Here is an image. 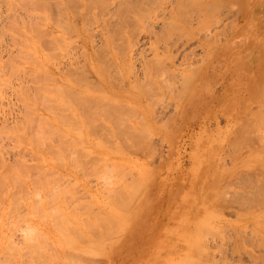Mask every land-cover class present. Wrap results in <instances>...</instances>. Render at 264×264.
<instances>
[{
    "label": "rangeland",
    "instance_id": "1",
    "mask_svg": "<svg viewBox=\"0 0 264 264\" xmlns=\"http://www.w3.org/2000/svg\"><path fill=\"white\" fill-rule=\"evenodd\" d=\"M32 1L0 0V191L10 200L14 195L24 198L22 206L0 218V264H32L29 256L33 251L45 248L51 252L60 247L61 240L68 241L64 244L66 256L64 253L61 259L51 261L42 257L44 261L39 264H165L163 259L153 260L145 258L146 253L141 254L144 250L155 251L152 249H157L160 239L167 242L166 236L171 234L163 230L172 227L171 231L181 224L176 210L179 213L192 208L195 200L200 209L216 213L206 217L205 225L219 226L210 227L215 232L206 231L199 237L208 253L206 259L218 260L219 264L226 260L227 264L264 263V247L259 241L264 236V0H103L96 5L98 8L93 5L97 0L86 1L89 24L85 20L81 23L83 8L75 3L70 8L69 1L65 6L69 15L62 17L68 18L72 25L77 24L78 29L64 33L66 37L57 34V26H51L60 19L59 0H35L36 4ZM35 11L41 15L32 16ZM43 11L48 12L51 22L45 21ZM51 30L58 38L54 44L50 40ZM64 38L69 40L65 50ZM84 40H88V47ZM138 40L145 45L141 52L132 49ZM123 42L130 47L128 53L117 56V65L114 57L119 52L115 51L123 47ZM108 48L115 51L109 52ZM53 51L58 63L47 61L46 54L49 57ZM84 54L97 63L110 64L108 72L113 78L109 74V81L115 88L107 91L106 100L117 96L122 99L115 101L121 105L112 106L111 117L113 111H118L130 123L147 126L143 130H128L136 142L132 146L130 137L124 143L119 136L111 135L121 142L116 144L107 142L102 133L92 132L95 141L101 136L106 143H101L104 149L99 150L97 145L89 156H79L77 164L81 167L77 176L82 182L77 186V195L89 200V189L97 194L99 188L103 197L109 196L100 188L105 180L102 158L108 155L111 160L105 165L122 162L121 176L129 181L120 182L128 190L132 187L129 199L135 195L138 198L140 192L145 194L139 198L142 203L135 207L131 218H141L138 223L141 221L144 228L110 222L106 226L36 230L20 219L33 196L25 197V187L17 184L24 182V186L26 183L29 186L30 180L43 178L40 163H45L41 160L44 152L32 140L37 126L32 117L46 113L42 88L45 93V87L51 83L64 86V71L73 69L64 68V61L67 64L71 60L83 61ZM121 62H129V70ZM79 71H83L84 78L73 84L84 86L83 95L97 107L96 99L104 92L91 88L93 93H85L88 90L85 84L91 81L101 85L103 80L89 65L70 74ZM124 71L127 74L123 81L120 75ZM51 73L53 81L46 82ZM152 83L160 89L154 84L157 87L154 90ZM129 84L133 86L130 97L115 96L122 86L130 88ZM138 87L145 94L146 105L138 103L134 95L133 90ZM193 91L195 99L189 105ZM147 95L150 98L146 101ZM106 148L110 150L108 154ZM57 171L64 174L62 167ZM72 177L69 175L67 179L71 181ZM137 178L141 179L139 183L135 182ZM132 180L138 183V188L145 181L142 183L147 184L145 191L142 184V189L137 190ZM118 183L115 185L120 190L122 185ZM132 202L133 207L140 203L138 199ZM144 205L149 206L148 210ZM99 206L104 208L102 214H110L106 211L110 209L108 204H97L95 208ZM31 222L33 225L34 221ZM193 225L185 224L182 228L179 225L165 247L153 255L175 251L180 241H192L196 228L201 227L195 222ZM123 228L135 231L136 237L127 235L111 245L115 234ZM64 234L68 237L64 238ZM47 239L50 246L43 243ZM237 244L245 249L239 251ZM166 255V252L162 255L164 259Z\"/></svg>",
    "mask_w": 264,
    "mask_h": 264
},
{
    "label": "bare ground",
    "instance_id": "2",
    "mask_svg": "<svg viewBox=\"0 0 264 264\" xmlns=\"http://www.w3.org/2000/svg\"><path fill=\"white\" fill-rule=\"evenodd\" d=\"M86 1L93 2L95 0H59V5H61V9H60V11L58 9L59 12L58 11L57 12H58V14L60 12L61 13H60V15H57V16L60 17V19H57L56 21L51 23V26H53V25L57 26V30H58L57 34H60L61 36L66 37L67 34H64V33L67 32L69 34L72 30L78 29L77 24L74 25V22H72L74 25L73 26L69 22L68 18L65 17L66 19H63L64 17H62L64 14H65V16L67 15V17H68L69 14L66 13L67 9H65V6L67 8L69 3H70V5H69L70 8L72 6L71 5L72 3H75L77 7L79 6V7L83 8V11L81 13L85 17H83V15H82V18H84V19H82L81 23H83L84 22L83 20H85V22L87 24H89L88 23V17L86 16L88 14V9H87V6L85 4ZM102 1L103 0L95 1L93 4L94 7L98 8V7H96V5L102 4L103 3ZM32 4H36L35 0L32 1ZM69 11H71V10H69ZM42 14L44 15V19L46 22H51V19L49 18V15H48V12L43 11ZM33 15L37 16V15H41V13L38 11H35L34 13L32 12V16ZM61 17H62V19H61ZM87 24H86V26H87ZM105 26H107V25H105ZM89 28H90V26H89ZM74 32L75 31H73V33ZM50 40H51L52 44H54L58 41L57 35H55L54 32H52V30L50 32ZM85 42H86V47H88V44H87L88 40H84V43ZM68 46H69V40L67 38H64V50ZM113 46H115V45H113ZM126 46L127 45L124 43L123 47L121 46V48L116 49V51L114 50L117 53L119 52L114 57L117 65L119 64V62H118L119 58L117 56L122 54V52L126 53V51H127V53H128L130 46H128V47H126ZM116 47L118 48V46H116ZM144 47H145L144 43H142V42H140V40H138L134 44L132 49H134L135 51L141 52L142 50H144ZM108 51L114 52L113 49L111 50V48H108ZM85 53H87V52H85ZM83 57H85V58H83V61L71 60L68 62V64L66 63V60L64 61V68H65V66H70L73 68L67 72L64 71V86H58L55 83H54L55 85H52L53 83H51V86L45 87V93H44V88H42L43 89V101H44L43 107H44V110L46 113L42 114L40 116L36 115V116L32 117V120H35L37 122L36 130L33 132L34 135L32 136L33 137L32 140L35 142V144L38 147L41 148V150H42L41 152L42 153L44 152L41 156L42 157L41 160H42V162H45V163H40V165L42 166V168L40 169V175H42L43 178H36L34 180H30L28 182L29 186H27V183L24 186V182L17 184V186H19V187H22V186L25 187V195H26L25 197H27L29 199L28 195H30V197L33 196V200H30L27 204L26 213L22 217H20V219L22 221H24L28 227H30L31 229H36V230H39V229L40 230H43V229H53L54 230V228L60 229V228H66V227H71V228H74V227H90V226H98V225L99 226H106L107 225L106 223H110V222L112 224L121 225V226H125L128 228H130V227H135V228L142 227V228H144L145 225H143L141 223V221H140V223H138V221L141 218H134L132 220H131V218H132V214L134 212L135 207L138 206L139 204L141 205L142 202H140V201L142 198L145 197L144 196L145 194H141L142 192H140L138 198H136L138 195H135L136 197L133 196V197H131V199H129V197L131 195L130 196H128V195L131 192L130 188H132V187L129 186L130 187L129 188L130 191H129L128 188L125 187L126 185H124V183L121 184V182L125 179L124 176H121L122 172H123L122 166H119V164L122 162L113 161V162H111L112 164L107 166V164L105 165V163H108L111 160L108 155H105L102 158V160H103L102 163H104V165L102 166V170H103V174H104L103 176H104L105 180L103 179L104 180L103 181L104 186H103V182H102V187H100V188L104 189V192L106 193V195L108 194L109 196L103 197V195H102L103 190H100L99 188H97L96 189L97 191H95V192H97V194L93 193L94 191L92 189H89V191H90V199L89 200H82L77 195V186L82 182L81 177L79 175L77 176V172L81 167V165L77 164L79 162L78 158L80 155L89 156V152H91V149H93L97 145H99L98 146L99 150H100V148L104 149L101 143H106V142H102L101 136L103 138L107 139V142L116 143V144L121 143V142L116 138L114 139L111 135L119 136L120 139L122 140V142H124V143H127V140L130 137L131 138L130 144L132 146V145L136 144V142H134V140H133V138H132V136L128 130H141V129L143 130V128H145L147 126V124H144V123H130L129 120L127 118H125L126 116L122 115L118 111H113L114 114L111 117L112 106H114L115 104L118 106L121 105V103L115 102V101H119V99H120V101H122V99L119 98L117 95H123L124 94V95H127V97H128L131 93L130 90L133 89V86H131L132 84L131 85L129 84L130 88H128V89H124V88L122 89L123 86L121 88L119 87L121 90L116 91V93H115V96H117V98L114 97L115 98L114 99V98L110 97L109 100H106L107 91H110L112 89L111 87L115 88L114 86H111L112 84L109 81V79H111V78H109V77H111V76H109V74L112 75L111 73L108 72V70L110 68V66H109L110 64L108 65L104 62H103V64H100L99 62L97 63L94 59L90 58L89 54L87 56L85 55ZM46 58H47V61L49 63L50 62L54 63V62H56L55 60H57V57H55L54 51L51 52L49 57H48V54H46ZM82 62H83V65L81 64ZM106 62L109 63L107 59H106ZM57 63H58V60H57ZM121 63H122V65L126 64L123 68L128 67L127 70H129V68H130L129 62L128 63L126 62L125 64L123 62H121ZM38 65L40 66V63ZM58 65H60V63ZM88 65L90 66V69L93 70L94 73L98 76V78L103 80L101 85H99L98 83H95V82H91V81H89V83L85 84L86 86H88V90L85 93H93L90 91L91 88L93 89V91L96 90V88H97L98 90L101 89L100 92H104L103 95H101L100 97H97V99H96V102L98 103L97 107H93L92 106L93 102L89 101V99L86 98L85 95H83V91L85 89L84 86H78V85L73 84L74 82L79 81V79L82 80L81 78H84L83 77V71H79L78 74L77 73H71L70 74V72L72 70H80L81 68H84L85 66H88ZM130 66H131V64H130ZM123 68H122V70H124ZM126 74H127V72H126ZM126 74L124 71V73L120 75L122 77L121 78L119 77V78L124 81L126 79V77H124V75L126 76ZM52 77H54V75L52 73L48 74L46 77V82H48L49 80L53 81V80H51ZM112 78H113V75H112ZM148 78L150 79V76ZM150 80H152V79H150ZM116 82L119 83V81H117V80H116ZM136 82L138 85L140 84V83H138V81H136ZM47 84H50V83H46V85ZM117 84H116V86H117ZM154 84L156 85V83L150 84V85H153V89L156 86L158 87V84L155 87H154ZM139 87H140V85H139ZM148 87H150V86L148 85ZM134 88H136V87L134 86ZM141 88H143V87L141 86ZM102 89H103V91H102ZM135 90H136V92L134 93V95L137 97L138 103H140V104L144 103L146 105V103L144 101V99H145L144 98V95H145L144 92L141 91L140 88L134 89L133 91H135ZM144 90L146 91L148 89H145V87H144ZM157 92L160 93L161 91L160 92L157 91ZM149 94H151V93H149ZM193 94H195L194 91L191 94L190 102L187 103L189 105H191V102L195 99L194 98L195 95L193 97ZM135 96H133V97H135ZM161 96H162V94H161ZM148 97H149V95H147L146 101H147ZM155 98H157V97H155ZM134 102H135V100H134ZM131 103H130V106L133 105V104L131 105ZM145 112L149 113V111H147V110H145ZM116 114H118L120 117ZM102 116H103V119H100V117H102ZM148 117L150 118V115H148ZM99 122H102V123L99 124ZM169 126H171V125L169 124ZM39 130H46V131L43 132V131H39ZM90 130H93V131H90ZM95 130H99V131L97 132ZM104 130H110V131H109V133H107V132L104 133ZM115 130H120V131L116 132ZM92 132L97 133V134L102 133V135L100 137L97 136V139L95 141L92 138V134H93ZM40 140H42L44 142V144H41L42 142ZM90 144H93V145L91 146ZM46 147L48 150H46ZM109 152H110V150H108L106 148L105 153L108 154ZM119 152H120V154L124 153L123 150H122L123 153H121V151H119ZM138 152H140L139 149H138ZM136 154H135V156L137 157ZM43 166L47 170L46 174H45L46 170ZM59 167L64 168V174L59 173L57 171V169ZM93 171L96 172V169L93 168ZM69 175L73 176L71 181H69L67 179V176H69ZM114 180H115V183H113ZM126 180L127 179H125V181ZM140 180H141L140 178L139 179L137 178L135 182L139 183ZM142 180H144V179H142ZM117 181H119V183L122 186L124 185L123 189H122V186L121 187L119 186L121 189L117 190V188H116ZM127 181H129V180H127ZM135 182H134V184H135L134 186L136 188H138L136 186V185H138V183H135ZM144 182L145 181L141 182V184ZM132 184L133 183L131 182V186H132ZM141 184L137 190H139V189L141 190L142 188L144 189V187L146 189L147 184L145 183L146 186H144L142 184L143 187L140 188ZM134 188H133V190H136V188L135 189ZM145 189L143 191H145ZM98 192L100 193V195H98ZM43 193H45V194H43ZM143 193H145V192H143ZM0 194H1L0 218L7 217L10 214V212L12 211V209H16L19 205L22 206V204L24 202L23 197L18 198L14 195L12 200H10V198L7 196L6 193H2L0 191ZM133 194H137V193H133ZM139 198H141V199L139 200ZM128 199L131 202H129ZM132 199L133 200L138 199V201L140 203H137V205L134 204V207H133V205L130 204V203H133ZM8 200H10V201H8ZM195 202L196 203H195V205L193 204L194 206L192 208L182 209L179 213H178V210H176V213H175V214H177L176 217H179L178 223H181V224H177L178 227L180 225V227L182 228L185 224H187V226H189V227H194V225H193L194 222L196 223V225L201 226V227L196 228V230L193 234L192 241L185 240V241L178 242L176 244L175 251H171V252H168V250L165 251L167 254L165 259L162 256L165 252H160L161 255H158V256L153 255V254H156L158 251H160L161 247H165V244H167L169 242L170 238L173 236V233L178 228L176 226L177 228H174L170 231V229L172 227L171 228L169 227V228H166L165 230H163L167 235L169 234V232L171 234V235L166 236L167 242L165 240L163 241V239H160V241L158 242L157 249H152L155 251H152V253H150L149 251L144 250V252L141 255L146 253L145 258H149V259H153V260L159 258L160 261H161V259H163L165 264L169 263L170 261H172L174 259L176 260L175 264H214L215 261H217L216 263H218V260H214V262H212V261H209L208 259H206V255L208 253L206 252V248L204 246H202L203 241L201 239H200L201 241H199V237L201 235L205 234L206 231L207 232L210 231V233H211V231L215 232V230H213L212 228L210 229V227H212L214 224L211 226H208L207 224L205 225V221L208 220V219H206V217L211 216V215L214 216L213 214L215 213V211L208 209V208L200 209L199 204H198V200H195ZM101 203L108 204L110 206V209L106 210V211L110 212V214H102V211L104 210V208H101V206H99L98 208H95V206L97 204H101ZM9 204H10V208L8 209ZM143 207L148 210L149 206L147 207L146 205H144ZM98 210L101 211L100 214L94 212V211H98ZM110 216H113V219L109 220ZM31 220L34 221L33 225L31 224L32 223ZM142 220H143V218H142ZM209 221L212 222L213 220L211 221L209 219ZM157 225H158V223H157ZM215 226H213V227L218 229L219 226L218 227H215ZM160 228H163V227H160ZM183 232H187V231L184 230ZM219 232H220V230L218 231V233ZM253 234H255V233H253ZM42 235L44 237H46L45 233H42ZM127 235H131L133 238H135L136 232L133 231L132 229H124L123 228L119 233L115 234L116 239H113L111 241V245H113L116 241H119L118 239H122L123 237H125ZM186 235L187 234L184 233V236H186ZM256 235H257V233H256ZM82 236L91 238V235L86 234V233H82ZM65 237H68L67 234H64V238ZM238 241H239V243H241L240 242L241 240H238ZM255 241H257V239H255ZM259 241L262 242L261 244H263V247H264V236H260ZM67 242L68 241H66V240H64V241L61 240L59 242L60 247L55 248V249H51V252L44 250L45 248L36 249L29 256L30 260L32 261V264H39L38 262L40 260L44 261L42 259V257L47 259L48 261H51V260L61 259L62 257H64V253L66 256L67 251L64 249V244H66ZM43 243H45L46 246H50L48 239L43 241ZM257 243L260 244L258 241H257ZM234 245L235 244H233V247H234ZM255 245H256V243H255ZM153 246H156V244ZM257 246H259V245H257ZM237 247H238L239 251L245 249V247L242 244H237ZM232 249L234 250L235 248H232ZM237 250H235L234 252H236ZM246 250H248V248ZM59 251L61 253H63V255ZM210 252L211 251H209V253ZM245 252L247 253V251H245ZM32 256H34V257H32ZM211 257H213V259H214V256H211ZM217 257H220V256L218 255ZM259 257H256V258H259ZM262 257L264 259L263 255H262ZM252 258H253V256H252ZM222 259H224V258L222 257ZM253 259H255V258H253ZM255 260H257V259H255ZM221 262H222V264H227L226 263L227 260L224 262L223 261H221ZM262 264H264V263H262Z\"/></svg>",
    "mask_w": 264,
    "mask_h": 264
}]
</instances>
